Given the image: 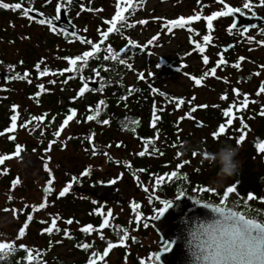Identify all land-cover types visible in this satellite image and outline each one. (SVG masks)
<instances>
[{
	"label": "flooded vegetation",
	"instance_id": "obj_1",
	"mask_svg": "<svg viewBox=\"0 0 264 264\" xmlns=\"http://www.w3.org/2000/svg\"><path fill=\"white\" fill-rule=\"evenodd\" d=\"M18 2H20V0H0V3H8L9 5ZM238 2V5L232 4L228 6L234 9H239L240 11L238 13H242L243 16L248 18L245 19L247 20V25H249L248 27L232 29L231 26L235 22V18L233 15H229L221 16L219 25H214L213 23L211 30L208 27H203V29H200V31L206 30V35L211 37L210 42H214L211 44V48L214 49V52L208 56V64L217 65V61L221 59L222 55L226 63L221 64L219 67L216 66V68L227 71L229 70V72L232 73V75H235V77L236 74L233 73V68H236V70H238L241 75L240 87H242L244 90V94L242 93V100L244 99V96L247 95L249 101L247 107H243L240 111H237L238 108H241L239 103L238 105L234 104L236 107H234L232 111L235 119H233L232 124L228 126L227 134L216 139L213 137V133L220 125L226 123L228 117L224 115V111L229 109L230 105L234 103L232 100L229 101L228 99H221L222 91L225 90L226 86L229 85H227L226 82L222 83L219 82V80H214L213 83L207 86V79L199 78L196 76L197 74L194 75L195 78L201 79V84L196 85V87L201 89L203 92L206 91L211 93L214 92V90L220 88L219 101L209 107V109H198V107H196L198 110H195L205 111L206 109L209 110V112L216 114L213 116L210 115L209 121H203L202 119V121L195 120L193 123L194 129H196L198 133H206L207 138L205 140L208 146L214 147V150H208L205 148V146L201 147V149L207 152L217 151L223 143H228L230 138V142H232V139L235 138V135L240 137L242 132L245 137V145H249L254 141L253 138L255 135L254 131L252 130L259 128L260 120L264 121V115H261V111L264 109V93L257 95L261 85L264 84V3H261V0H240ZM135 3L136 0H134V6ZM180 3L181 0H143L140 6L135 7V11L129 9V11L124 12L123 14L128 18L127 23L134 26L124 27L119 31L114 30L111 32L108 36V39L101 44V51L97 53L94 58L88 59L87 65L83 67L82 72L65 71L63 75L59 74L61 70L71 67L68 63V60L65 58L81 57L84 52L92 51L91 44L82 43L81 40L87 39L93 43L100 42L101 32L107 31V29L110 27V25L106 24L105 21H110L114 17V13L116 14L117 0H51L49 3L43 0H24L23 7L34 8V13H41L42 15L40 16L44 19L53 20L55 26L57 25L58 28H56L54 31L53 28L49 27L47 24H39L35 21H30L22 15L20 10L14 11L9 8L5 9L8 13L7 21L9 23L7 25L9 26L6 27L8 28V31L6 34H0V72L11 75L9 78L3 79L0 82V93H5L6 95H0V108L13 109L15 106L19 109H45L49 111L46 117L49 121L41 123L43 125L39 128L38 137L33 136V128L31 131L27 130V133H29L25 143L29 145L27 147L28 149L35 151L33 156H29L26 159V165L29 167L27 162L32 158H35L38 160V167L36 168L38 169L41 164H44L47 161L46 156L43 153L38 152L36 148L39 151L44 152L46 148H50V146L54 145V149L61 151L62 145L58 141L61 135L57 137L55 133L60 129L64 121L62 116L59 115L60 109L63 106H66L69 100L71 104L76 105L77 108L86 109V115L84 118L86 126L81 127L79 133L70 137L67 142H64V144L67 143L73 145L74 151L77 150L76 154L70 153L71 155L67 156L68 154L64 153L65 159L56 160L57 166H59L60 170L64 174V182L67 181V183H70L73 177H77L78 182L75 183L73 187L76 188L78 186L80 189H87L98 184H110L111 181L115 180V185H117V194L122 196L126 202L101 201L89 194H84L77 189L70 190L66 194L67 198L68 195H70L69 198L79 195L84 198L87 197V199L98 204L115 205L120 209L128 207L138 210L139 207H141L143 210L142 213L139 214L140 216L138 218L150 228L151 226L147 224L146 221L153 219V217L156 216L159 209L163 207L161 203L162 201H169L170 199L164 197L158 185L152 186L146 182L144 178L150 175L149 172L155 171L159 167H166L168 169L169 166L161 164L159 167L152 169L149 164L151 162L149 161L151 160L153 164L164 162V155L147 154L146 157L142 158V156L137 153L141 151L139 150L140 145L145 143L140 142L137 136L143 135V130L145 129L149 131L150 134V138L147 139V141H154L155 145L157 146L162 147L163 140L168 139L169 137L172 138V140L180 143V135L182 132L179 130V127L186 123V118H181V120L177 122L176 118L173 119V114L164 112L163 109H157L156 111H163V117L166 119L168 126L165 128H154L152 126L153 119L151 115H148L145 112H135L134 114L138 117L139 125H131L125 122L124 126H121L122 129H116L111 124L116 120V114L111 112L107 119L109 123H103L107 129L106 134L104 135V144L112 143V145H120L121 143L126 144L127 142H133V155L129 153L130 155H128L130 159H126L125 157L128 155L122 154L123 156L119 160L120 163L118 164L117 170L119 174H112L113 171L109 173L107 167H111V165H117L110 164L108 160H112L111 158L105 160L103 167L106 169L104 171H97V169L94 170L90 167H87L86 159H90V156L95 153L93 152L92 145L95 146L96 150H98L96 148L97 146L95 145L97 136H95L93 129L94 119L88 120L87 117L93 115L92 109H95L94 101H96L97 105H101L99 103L100 101L105 102V100H108V96H106L107 90H103L105 88L108 89V86L103 82L93 78V74L95 73L93 70L106 74L109 69L110 61H115L114 59H104V56L107 55L104 49H106L108 46H111L112 48L114 45H120L122 46L120 52L123 53H125V50L128 47L131 48L129 49L131 53L133 48L137 49V47H132L130 46V43H128L131 42V38L136 29L147 27L153 28L155 24V27L158 30L160 29L159 32H164V34H166L164 36L169 37L168 29L163 27L164 24H162V20L166 19L165 9H169L170 5H172V14L176 13L173 18L179 19L181 17L180 15L182 10ZM246 3L250 5L249 8L244 7ZM58 4L61 6V18L57 21L55 17ZM100 4L102 5L100 6ZM120 7H125L123 0H121ZM101 8H105L108 11L102 13L104 16L102 23L101 21H98V25H95L93 22L94 15H97ZM109 15H111L110 18ZM99 17H101V15H99ZM151 17H153V22L149 21ZM139 21H147V23L141 24L138 23ZM158 21L159 25L156 24ZM117 28H120L119 23L117 24ZM188 28L193 29V27L189 25H185L184 27L172 26V30L181 33H183ZM64 30H73L75 35L71 36L68 32V34H65ZM97 30L98 33L100 32L99 34L95 33ZM47 35L48 37H46ZM5 42L8 44L6 49L3 50L1 44ZM131 44L136 45L134 43ZM190 47H192V45H190ZM56 48H61L63 51V53L59 55V61L56 60L55 63L51 62L50 64H46L45 52L48 51L52 53L51 51ZM197 55H199V53H197ZM64 60L65 62L62 64ZM129 62H133V59H130ZM37 65L40 66L41 70L47 67L56 74L40 76L37 71ZM82 65L83 61H78L76 66L77 69L81 68ZM224 65H228L229 69L224 67ZM234 65H238V67H234ZM179 68L181 69V67ZM126 70L127 74L124 76L125 81L129 85L133 86V79L130 83L128 82V78L133 76V69L127 68ZM25 73L28 75L25 76ZM257 73H259V75H257ZM147 75L152 77L150 76L151 74ZM69 77L72 78L69 79ZM192 78L191 84H194V80ZM65 80H67V82H65ZM85 80H87L88 83H93L92 81L95 80L98 88H91L85 91L83 96H79L78 94L83 88ZM52 81H55V83H52ZM40 85H43V91L39 87ZM152 88L153 87L150 88L151 91ZM230 89L231 86H229V90ZM232 89H236L235 86ZM227 95L230 96L231 94L228 93ZM233 96H235V94ZM256 98H259V101L253 103ZM228 103H230V105H228ZM53 109H55L53 111L54 113L52 112ZM118 110L120 112L122 111L123 116L129 112H132L131 109ZM150 110L154 111V109ZM175 110L185 111V109L177 108L171 110L170 112ZM256 111H259V113H256ZM196 113H198L197 115H200V112ZM218 113L222 114L218 115ZM76 114L79 116L80 120L81 117H84L80 113ZM22 116V123L28 120H31V122L33 121L32 118L34 116L32 111H25L23 112ZM150 118L151 123H149ZM218 118H224V121L219 122ZM241 120L245 122L247 121L249 124H251L249 126L250 129L247 127L244 128L242 125L236 126V122H241ZM196 121H200L202 126L195 127ZM50 122L52 123L48 127ZM27 126H29V124ZM236 127H238V130H236ZM206 128H209L208 132H206ZM7 131L8 129L4 132H1L0 135ZM78 136L80 138H78ZM89 137H92L91 142L89 141ZM2 140L3 142L1 141L0 143V154L3 149H11L13 153L15 151V147L14 143L11 142L12 140L7 138L6 135ZM262 143H264V138L262 139ZM198 144L200 143L198 142ZM247 145L245 146V150L247 149ZM105 150L107 149L103 147L102 151L105 154L107 153V156H110V153L108 154V152ZM262 154L264 155V153ZM12 156H14V153L9 157ZM132 157L133 159H131ZM191 157L196 158L195 155ZM197 158L201 159L202 157ZM159 159L161 162L158 161ZM135 163L139 165L138 169L140 170L138 175H133V166L135 168L137 166ZM199 164L200 163H198V165ZM201 164H204L201 165V167L205 166V168H201L203 170L207 168L209 169L211 166H213V164H210L207 160L203 161ZM186 165L187 164H184V166ZM189 166L187 165L188 168H190ZM167 169L164 168L163 171ZM85 170L89 171L88 176L81 175V173H83ZM129 171L130 173H128ZM136 171L137 170L134 172ZM163 171H160V174ZM57 184H59V187H61L62 181L57 182ZM134 205H138V207H134ZM67 245L69 246V244Z\"/></svg>",
	"mask_w": 264,
	"mask_h": 264
},
{
	"label": "rangeland",
	"instance_id": "obj_2",
	"mask_svg": "<svg viewBox=\"0 0 264 264\" xmlns=\"http://www.w3.org/2000/svg\"><path fill=\"white\" fill-rule=\"evenodd\" d=\"M238 1L240 0H223V3H218L217 0H181V17L187 19L188 17H192L196 14L201 16L200 20L193 21L192 23L188 24L189 26L193 27L191 32L188 31V29H186L183 33L171 30V32H169V37H165L164 35L166 34L161 31L160 33V29L158 30L154 24L153 28L147 27L136 29L133 33L131 43L139 45V47H137L138 51L144 52V54L140 56L138 60H136L134 65H132L131 68L133 69V76L128 78V82L130 83L133 79L134 83V80L137 79L141 85L146 87V91H148V93L150 92L149 104L146 102V105L149 106V109H154V106L155 111L157 109H163L164 112L173 114V119L176 118L177 122L180 121L181 118H186V123L179 127V130L182 132V134L180 135L181 141L178 144V147L183 148V143L187 141L192 146L197 144L199 147L205 146V148L208 150L214 148L213 146H208L205 140L207 138L206 133H198L196 129H194V121H202V117L201 115H197L196 111H192L191 109L194 106L200 105H207V107H198V109H209V107L220 100V88L214 90V92L211 93L206 91L203 92L201 89L196 87L195 83L191 84V78L192 75L195 77L194 75L197 74V77L207 79V86L213 83L214 80H219V82L222 83L226 82L227 85L231 86V89L229 90V94L231 95H227V99L229 101L234 99L233 95L235 93L233 92L232 88L235 86V75H232L229 70L227 71L216 68L217 65L215 64H204L203 57H208L214 52V49L211 48V44L214 42L209 41L207 45H204L203 37L206 34L203 37L201 36V38L199 34L200 29H203V27H208L207 21L205 19L206 16L217 11L226 10L224 9V4L238 5ZM102 4H100V6ZM172 8L173 6L170 5L169 9H165L166 19L162 20V24H165L166 21L176 20L173 18L176 13L172 14ZM107 11L108 10L105 8H101L97 15H94L93 22L95 25H98V21H101L102 23V19L104 18L102 13ZM99 15H101V17H99ZM110 17L111 15H109V18ZM7 20L8 17L0 19V34H6L8 31V28L6 27L9 26L7 25L9 22ZM219 20L220 17H217L215 20H213L214 25H219ZM149 21L153 22V17H151ZM156 24L159 25V21L156 22ZM95 33L99 34L100 32L98 33L97 30ZM46 37H48V35ZM153 37H156V39H153ZM195 37L199 38L195 41ZM193 41L200 43L201 46L205 48V51L201 53L198 49H196ZM7 44L8 43L6 42L1 44L3 50L6 49ZM189 45H192V47ZM51 52L52 53L48 51L45 52L46 64H50L51 62L55 63L56 60L59 61V55L63 53L61 48H56ZM197 53L202 56L200 60L194 58ZM64 62L65 60L62 62V64ZM179 67H181V69ZM212 68H216V74H209L213 77L209 75L205 77L203 74L205 72H210V69ZM147 74H151L150 76L153 78L149 77ZM141 75L144 76L143 80L140 79ZM149 86L153 87L152 91L150 90L151 87L149 88ZM235 88L239 90L240 95L237 96L235 94L237 98L232 105H238L239 103V106H241L243 103L242 97L244 90L242 87L235 86ZM0 95L6 96L5 93H0ZM193 97H195V100L192 99ZM172 98H182L185 101V111L175 110L170 112L171 110L177 109L175 107L172 108L174 106V104H172ZM257 101H259V98L255 99V102ZM25 111H32L34 117L43 116L45 118L49 113V111L45 109H19L15 107V111L12 109V117L14 115L17 117L16 128L0 135V143L1 141L3 142L2 139L6 135L7 138L12 140L11 142L14 143L15 149L17 145L21 146L23 149L19 156L14 155L11 158L5 160L3 164H0V242H11L16 246V248L22 247L31 251L33 254L39 253V257L58 255L63 259H68L74 254V251L71 250L68 245L62 246V244H60V237H56V240L51 239L48 242L46 240V233H48V231L46 230L51 226V221L53 218H56L57 228L64 230L65 233L67 231L76 232L78 230H82V228H80L77 224V218L74 217L72 211L62 209L67 196L65 195L60 197L59 192L68 183L67 181L64 182V174L60 170L59 166H57L56 160L65 159V154H68L67 156H70V153L76 154L77 150L74 151V146L67 143L64 144V142H67L70 137L79 133L80 128L85 127L86 123H82L79 119V116L76 114V117L70 121L66 127H64L60 134L61 136L58 139L62 145L61 151L54 149V145H52L50 148H46L44 152H41L36 148L38 152L43 153L46 156L47 161L44 164H41L38 169L33 170L26 165V159L29 156H33L35 151L28 149L27 147L29 145L25 143L29 133H27V130L31 131L32 128L39 129L42 127L43 124L41 123L45 119L42 122L33 120L32 124L25 127L21 122L23 121L22 115ZM256 113H259V111H256ZM189 116L191 118H189ZM93 129L95 136H97L95 145L97 147H104L107 149L105 151H107L108 154L110 153V156L105 155L102 150H96L95 153L90 156V159H86L87 167H90L94 170L97 169V171H104L106 169L103 167L105 160L111 158L113 161H108L117 165H111V167L108 166L107 169L109 170V173L113 171L112 174H119L117 171L118 164L120 163L119 160L123 155H128L129 153L133 155V142H127L126 144L121 143L120 145H112V143L104 144V135L107 131L104 124L99 128H96L94 125ZM206 130V132H208L209 128H206ZM236 130H238V127H236ZM11 137H14V139ZM238 138L239 136L235 135V138L232 139L233 141L230 142V138L228 143L238 148L239 151L237 159L241 161L245 146L247 144L245 145L244 141L240 144H237ZM198 142L200 144H198ZM13 153H15V151ZM260 153L262 154V152ZM129 155L125 158L130 159ZM0 156L2 155L0 154ZM131 159H133V157ZM163 159L164 162L157 164H153L150 160V167L154 169L159 167L161 164L169 166L171 164L170 161H172L173 164L176 163L182 165L183 163L179 162V160H183L185 164L188 166L190 165V168H188L186 165V168L188 169L187 173H192L194 170H197L199 166V171H202L203 169L201 168H205V166L201 167V165H204L201 163L206 160L203 156L201 159L193 158L191 156L188 157L180 152L174 151L171 152V158L163 157ZM158 161L161 162L160 159ZM198 163L200 164L198 165ZM216 168L218 167L213 165L209 169H204L202 174H210V180H208L207 184H210V181L216 176ZM168 169H171L170 166ZM174 170L181 171L178 167L174 168ZM5 177H7L8 180H6ZM17 180H19V183H14ZM49 181H51V184H49ZM61 181L62 186L59 187L57 182ZM229 183L230 181L228 180L226 184L219 189L224 188ZM48 187L51 188V191L47 193V206L39 208L45 199V188ZM69 196L70 195H68V199ZM73 198L77 199L82 204H88L91 213L99 214L102 217H106L107 212L111 211L113 215L111 218H109L110 224L114 221L120 220L125 225L126 233L129 235V240H124L123 245L113 243L118 246L109 252V255L107 256L108 264H146V261L150 259L151 256L157 251V236L150 227L138 219L140 216L139 214L141 213V207H139L138 210L133 209V213L131 214L130 212L132 209L128 207L120 209L115 205L98 204L87 199V197L84 198L79 195H75ZM261 203L262 206H264V200H260V204ZM34 207L39 208V210L33 211ZM101 213H103V215ZM29 215L32 217L31 220L28 219ZM69 219L73 221V223L70 225L66 223V221ZM25 225H27V227H25ZM21 228H24V235L19 237L18 234ZM99 228L100 227L93 229ZM102 234L104 235V239H106L108 244V242H110V238L107 234V228L102 230ZM100 235L101 233L95 230L91 233H88V242L98 243L102 241L100 239ZM107 244H105L104 249L107 247ZM121 252H123L124 256L120 260L119 256Z\"/></svg>",
	"mask_w": 264,
	"mask_h": 264
},
{
	"label": "trees",
	"instance_id": "obj_3",
	"mask_svg": "<svg viewBox=\"0 0 264 264\" xmlns=\"http://www.w3.org/2000/svg\"><path fill=\"white\" fill-rule=\"evenodd\" d=\"M8 16V13L5 9L0 8V18L4 19ZM206 30L200 31V38L203 37L206 32ZM199 37H195V41ZM190 46V45H189ZM122 46L120 45H114L112 47L113 53L115 54L114 57L110 56L109 59H114L115 61H110L109 69L107 73H99V76H96V74H93V78L95 80H99L100 82H103L108 86L106 96H108V100H105V102L101 105H99L100 112L99 115L96 116L94 119V125L96 128H99L103 125V121L108 119V115L112 112L113 114H116V120L114 123L112 122V126L116 129H122L121 126H124L125 122L129 123L132 121H136L137 125H139L138 117L134 114L135 112H145L148 115H151L153 119V112L149 109V106L146 105V102L150 101L149 95L150 92L146 91V87L141 85L137 79L134 80L133 86L129 85L126 81L124 76L127 74V68H131L132 65L135 64L136 60L140 56L144 54V52L138 51V49L133 48L132 53L129 51L131 48H127L125 50V53L120 52V49ZM194 58L201 59V55H196ZM123 59L124 63H120L119 61ZM130 59H133V62H129ZM224 67L229 69L228 65H224ZM233 73L236 74L235 78V86L240 87L241 84V75L236 68H233ZM153 82V81H152ZM151 86H149L150 88ZM131 91V94L129 93V90ZM148 93V94H147ZM229 93V86H226L225 90L222 91L221 96H224ZM236 95L234 96V99L232 102H235ZM96 100V99H95ZM231 102V103H232ZM172 104L174 106L172 108H186L185 105H182L180 107H177L176 103L172 101ZM230 105V103H228ZM96 101H94V107L95 109H92L93 115H95V110L97 108ZM76 108V109H75ZM75 110L76 113L82 114L81 122L85 123V115H86V109H79L76 107V105L71 104V102L68 100L66 106H63L60 109L59 115L62 116L63 120L66 118L67 115L70 114V110ZM118 109H131L133 112H129L126 115H122V111L120 112ZM55 109L52 110V112ZM198 110V109H196ZM200 112V115L203 119V121H209L210 115H216L212 112H209V110L205 111H196ZM54 113V112H53ZM56 114V113H55ZM163 111H156V115L159 117V119L156 121V127L165 128L167 125L166 119L163 117ZM198 114V113H197ZM221 115L222 113H218V115ZM57 116V114H56ZM55 116V117H56ZM209 116V117H207ZM48 118H45V120L42 122H48ZM219 122H223L224 118L219 119ZM243 125H247V128L250 129V125L247 121H243ZM12 123V109H1L0 108V133L4 132L5 130L9 129ZM26 125H30L32 122L31 120L23 122ZM52 122L48 124V127L50 126ZM149 123H151V118L149 119ZM130 124V123H129ZM260 126L259 128H255L252 131H254V141L247 145V149L244 150V154L242 156V163H241V169L237 176L230 179V183L227 184L224 188L215 190L214 193L209 192H203L199 191L201 188H209V184H207L208 180H210V174H202L204 170L199 171V168L197 170H194L192 173H187L188 169L186 166H184V161L179 160V162L183 163V167H179V164L172 163L169 165L170 170L164 167L167 170L163 171V167L157 168V170L149 172L150 175L146 176L144 179L146 182L151 184L152 186L158 185L161 193L164 195L167 199H174L180 195L188 196L193 198L196 201H212L215 203H219L220 197L224 193L225 189L229 186H234V192L228 194V199L226 201V204L234 208L236 211L240 212L241 214L245 215L246 217L250 218H256L259 220L264 221V206H262V203L260 204V200H264V158L263 155L258 151L257 145L262 143V139L264 138V121L260 120ZM242 123L240 121L236 122V126H241ZM253 126V125H252ZM251 126V127H252ZM39 129H33L32 134L34 132H38ZM144 134L137 136L138 140L140 142H144L146 144L147 139L150 138L149 131L143 130ZM133 135V133H132ZM166 137V136H164ZM169 137V136H167ZM78 138H80L78 136ZM145 144L140 145V150L144 151ZM179 142L172 140V138H168L163 140V146H157L155 145L156 151L152 150V145H148V153L147 154H162L165 158H171V152H180L186 156H193L195 157H202L198 152L196 151H190L188 153L183 152V148L178 147ZM166 145V146H165ZM93 147V145H92ZM174 147V148H173ZM193 147H199L198 145H194ZM98 150H103L102 148L96 147ZM201 148V147H199ZM258 153V154H257ZM12 154L11 149H3L1 152L2 156H10ZM145 154L143 157H146ZM140 163V162H137ZM135 163V164H137ZM162 163V162H161ZM112 164V163H110ZM136 166V165H135ZM138 164L136 168L133 166V175H138L139 170ZM180 168L181 171H176L174 168ZM155 169V168H154ZM137 170L136 172H134ZM216 173L218 172V168L215 169ZM150 171V170H149ZM160 171H163L160 174ZM173 171L177 172L178 175L171 179V180H163L159 184L156 183V180L158 177H168ZM130 173V171L128 172ZM146 175V174H145ZM144 175V176H145ZM6 180H8L7 177H5ZM251 194L253 196V199L249 200L248 196ZM64 202V201H63ZM84 207V208H82ZM62 209L70 210L72 211L75 218H77V223L80 228H83L85 226L91 225L93 228L100 227L104 218L100 216L99 214H94L90 212V207L88 204H82L80 201H78L75 198H67L64 202V205ZM131 214L133 213V208H131ZM141 208V213H142ZM109 227H107V234L110 238L111 243H117L121 244V237H123L126 233V227L123 224L122 221L117 220L109 223ZM88 233L83 232L82 230H78L76 232L67 231V235L64 232V230L58 229L53 230L51 233H46V240L49 242L51 239L56 240V237L61 238V243L63 245L69 244L70 249L74 251V254L70 256L68 259H63L58 255L55 256H44L39 257L37 260L33 261V264H88L89 260L93 257V253H100L103 254L105 244H107L106 239L98 242V243H89L88 240ZM127 241L129 240V235H127ZM83 244H89L90 247L88 249H84L80 247V245ZM103 246V247H101ZM26 248L17 247L16 250L8 256L4 260H0V264H28L27 260V252ZM29 251V250H27ZM33 254V253H32ZM153 254L150 259L146 261V264H156V261L154 259ZM34 257H36V254H33ZM124 254L123 252L120 253V260L123 258ZM107 257H105L103 260H98V264H108L107 263Z\"/></svg>",
	"mask_w": 264,
	"mask_h": 264
},
{
	"label": "snow or ice",
	"instance_id": "obj_4",
	"mask_svg": "<svg viewBox=\"0 0 264 264\" xmlns=\"http://www.w3.org/2000/svg\"><path fill=\"white\" fill-rule=\"evenodd\" d=\"M143 2V0H136V3H135V6H134V0H123V3L125 5V7L121 8L120 7V3H121V0H117V10H116V14L115 16L110 20V21H105L106 24H109L110 27L107 29V31H103L101 32V40L99 43H93L92 41L90 40H87V39H83L81 40L82 43H86V44H91L92 46V51H86L83 53V55L81 57H76V58H65L68 60V63L69 65L71 66L70 68L68 69H64V70H61V72L59 73L60 75H63V73L65 71H72V72H75V71H83V67L87 65V61L89 58H94L95 55L97 53H99L101 51V44L108 39V36L111 32H113L114 30L115 31H119L120 29L124 28V27H129V26H134V25H129L127 23V17L123 14L124 12H127L129 11V9H132V11H135V7H138L140 6V4ZM218 3H223V0H217ZM23 3H24V0H20V2L18 3H15V4H12V5H9L8 3H0V8H3V9H9L11 8L12 10H20L22 12V15L24 17H26L27 19H29L30 21H35L36 23H39V24H47L49 25V27H52L53 30L55 31L56 30V26L54 24V21L51 20V19H44V18H41L39 20L36 19V16H40L42 15L41 13H38L36 12V16L34 15H31L30 13L32 12H35V9L34 8H30V7H23ZM261 3H264V0H261ZM245 8H249L250 5L249 4H245L244 5ZM224 9L226 10H222V11H217L211 15H208L205 17L206 21H207V26L208 28L211 30L212 27H213V20H215L217 17H221V16H229V15H233L234 13H237L239 12L240 10L239 9H234V8H231L229 7L227 4H224ZM98 11V10H97ZM242 15V13H241ZM61 18V6L58 4L57 5V8H56V17L55 19L58 21L59 19ZM201 19V16L199 14H196L192 17H188L187 19L184 18V17H180L179 19H176V20H172V21H166L165 24L163 25V27L167 28L169 32H171L172 30V26H179V27H184L185 25H188L190 23H192L193 21H197V20H200ZM119 23L120 25V28H117V24ZM138 23H141V24H144V23H147V21H139ZM232 29H235L237 27V25L235 23L232 24ZM65 31V34H68L67 33V30H64ZM188 31H192L191 28H188ZM72 35H75V33H72ZM153 39H156V37H153ZM211 37L208 36V35H205L203 37V42H204V45H207L210 41ZM151 43V42H150ZM193 44L195 46L196 49H198L201 53H203L205 51V48L203 46H201L200 43L198 42H195L193 41ZM130 46L132 47H139V45H132L131 42H130ZM104 51L107 53V55L104 56V59H109L110 56L114 57L115 54L113 53V50L111 48V46H108L106 49H104ZM243 59V58H241ZM78 61H83V65L81 66V68L77 69V63ZM120 63H124L123 59H121L119 61ZM203 62L204 64H208L209 63V60H208V57L207 56H204L203 57ZM226 61L223 59V56L221 55V59L219 61H217V67H219L221 64H225ZM234 67H238V65H234ZM37 71L39 73L40 76H47V75H55L56 73L55 72H52L51 70H49L47 67H45L43 70L40 69V66L37 65ZM96 74V76H99V72L96 71V70H93ZM209 74L211 75H215L216 74V68H212L210 69V72H205L203 75L205 77H207ZM28 74L25 73V76H27ZM257 75H259V73H257ZM72 78V77H69V79ZM90 79V78H89ZM140 79L143 80L144 79V76L141 75L140 76ZM194 80V83L196 85H200L201 84V79L199 78H195L193 77L192 78ZM65 82H67V80H65ZM93 83H95L96 81L93 80L92 81ZM52 83H55V81H52ZM41 88V90L43 91L44 88H43V85H40L39 86ZM89 90L88 89V82L87 80L84 81V85H83V88L81 89V91L79 92V96H83L84 95V92ZM131 89L129 90V93L131 94ZM233 92L239 96L240 95V92L239 90L237 89H233ZM261 93H264V84L261 85L260 89L258 90L257 92V95H260ZM193 100H195V97L192 98ZM221 99H227V96L224 95L221 97ZM172 100L176 103L177 107H180L182 105H184L185 101L182 99V98H172ZM255 101H253L254 103ZM100 104H103L104 102L103 101H100L99 102ZM191 103V102H189ZM249 101H248V97L247 95L244 96V99H243V103L241 105V108H238L237 111H240L243 107H247ZM196 107H207V105H200V106H194L191 110L192 111H195L196 110ZM236 107L235 105H230L229 109L225 110L224 111V115L226 117H228L227 121L225 124H222L218 127V129L213 133V137L218 139L220 136L222 135H226L227 134V128L229 125L232 124V121L233 119H235V116L233 115V111L232 109ZM13 110L15 111V106L13 108ZM99 112H100V108H99V105L97 106L96 110H95V115H90L87 117L88 120H93L96 118V116L99 115ZM261 115H264V109H262L261 111ZM76 117V111L73 109V110H70V114L66 116V118L64 119L60 129L55 133V135L57 137H59L60 135V132L63 131L64 127H66L70 121H72L74 118ZM189 118H191L189 116ZM33 120H36V121H43L45 119V117L41 116V117H33L32 118ZM159 119V117L156 115V112H155V106H154V111H153V122H152V126L155 128L156 127V121ZM16 120H17V117L14 115L12 117V125H11V128L8 129V131H12L16 128ZM104 124H108L109 122L107 120H104L103 121ZM131 125H135L137 122L136 121H132V122H129ZM241 123H242V126L244 128L247 127V125H243V120H241ZM25 127L27 126L26 124L24 125ZM94 135V134H93ZM12 139H14V137H11ZM91 139L92 137H89V141L91 142ZM245 137H244V134L243 132L241 133L240 137L237 139V144H240L244 141ZM151 144L153 147H152V150L153 151H156V148H155V142L154 141H147L146 144H145V148H144V151H141L139 153L140 156H144L145 154L148 153V145ZM51 147V146H50ZM257 148H258V151L264 153V143H260L257 145ZM23 151V149L21 148V146L17 145L16 146V149H15V153L14 155L15 156H19L20 153ZM96 149H95V146H93V152H95ZM107 155V154H105ZM11 157L5 155V156H0V164H3L5 160L9 159ZM179 167H183V165H179ZM82 176H88L89 175V171L88 170H85L83 173H81ZM178 175L177 172L173 171L168 177H158L157 180H156V183L159 184L161 181L167 179V180H171L173 178H175L176 176ZM78 182V178L77 177H73L72 178V181L70 183H68L60 192H59V196L60 197H63L65 196L73 187V184L77 183ZM14 183H19V180L15 181ZM111 183L115 184L116 181L113 180L111 181ZM49 184H51V181H49ZM51 191V188L48 187V188H45V199H44V202L39 206V208H43V207H46L47 206V193ZM199 191H203V192H209V193H214L215 190H212L210 188H201L199 189ZM234 192V186H229L225 189L224 193L222 194V196L220 197V200H219V203H223V204H226V201L228 199V194L229 193H233ZM183 197V195H180L177 197V199ZM248 199L251 200L253 199V196L251 194H249L248 196ZM200 201H196V203H199ZM163 207H161L158 211V213L156 214L155 217H153L154 220L156 221H159L166 213L167 211L169 210V208L172 206L171 202L170 201H162L161 202ZM134 207H138V205H134ZM39 208H36L34 207L33 208V211H38ZM103 215V213H101ZM112 212L109 211L107 212L106 214V217L104 218L101 226L99 229H93V227L91 225L89 226H85L82 228V231L85 232V233H91L93 232L94 230L97 231V232H100L101 235H100V239L101 240H104V235L102 234V230L104 228H107L109 227V218L112 217ZM28 219L31 220L32 217L29 215L28 216ZM139 219V218H138ZM67 224H72L73 221L71 219L67 220L66 221ZM25 227H27V225H25ZM53 230H58L57 229V223H56V218H53L52 221H51V226L46 230L48 231L49 233H51ZM19 237H22L24 235V228H21V230L19 231ZM67 235V233H66ZM127 239V233H125V235L123 237H121V245H123V242L124 240ZM118 245L116 244H113L111 242H108L107 244V247L104 249L103 251V254L101 255L100 253H93V257L89 260L88 264H98V260H103L105 257H107L109 255V252L117 247ZM80 247L84 248V249H88L90 247L89 244H83V245H80ZM173 248V245L171 243H166L163 248H161V252L159 254L156 255L155 257V260L157 262H159V264H161V254L162 253H168L172 250ZM16 250V246L11 243V242H0V260H4L6 259L8 256H10L14 251ZM27 260H28V264H33V261L34 260H37L38 256H39V253L36 254V257L33 256L32 252L31 251H27Z\"/></svg>",
	"mask_w": 264,
	"mask_h": 264
},
{
	"label": "clouds",
	"instance_id": "obj_5",
	"mask_svg": "<svg viewBox=\"0 0 264 264\" xmlns=\"http://www.w3.org/2000/svg\"><path fill=\"white\" fill-rule=\"evenodd\" d=\"M183 151H196L218 167L209 188L217 190L237 176L241 161L238 148L223 143L217 151L207 152L183 143ZM207 217H196L186 226L189 264H264V221L246 217L228 204L212 201L197 203Z\"/></svg>",
	"mask_w": 264,
	"mask_h": 264
},
{
	"label": "water",
	"instance_id": "obj_6",
	"mask_svg": "<svg viewBox=\"0 0 264 264\" xmlns=\"http://www.w3.org/2000/svg\"><path fill=\"white\" fill-rule=\"evenodd\" d=\"M49 3L51 0H43ZM31 15L36 16V13L32 12ZM235 18V24L237 27L235 29H240L243 27H248V23L246 22L248 19L240 13L233 14ZM43 17L36 16V19L39 20ZM56 28L57 25H56ZM69 35L74 33L73 30H67ZM226 50V49H224ZM11 75L8 73L0 72V82L3 79L9 78ZM97 89L98 85L96 83H88V89ZM202 123L200 121L195 122V127H201ZM29 167L36 169L38 167V160L32 158L27 162ZM75 184H73L74 186ZM79 190L84 194H89L92 197H95L101 201H118V202H126L122 196L117 194V185L110 184H98L87 189H80V187H72L71 190ZM172 206L169 208L167 213L159 220L156 221L154 219H149L146 221L149 224L158 237V241L156 243L157 252L154 255V258L157 254L161 252V248L166 243H171L173 248L168 253L161 254V264H189V255L186 250V226L190 224V222L196 217H207L210 216L211 213L207 212L203 207L196 203L191 197L183 196L179 199L174 198L169 200ZM156 261V260H155ZM157 264L159 262L156 261Z\"/></svg>",
	"mask_w": 264,
	"mask_h": 264
},
{
	"label": "built area",
	"instance_id": "obj_7",
	"mask_svg": "<svg viewBox=\"0 0 264 264\" xmlns=\"http://www.w3.org/2000/svg\"><path fill=\"white\" fill-rule=\"evenodd\" d=\"M38 135H39V132H34L33 134L34 137H38Z\"/></svg>",
	"mask_w": 264,
	"mask_h": 264
}]
</instances>
